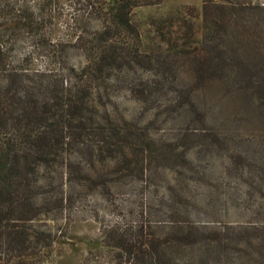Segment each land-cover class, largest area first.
I'll list each match as a JSON object with an SVG mask.
<instances>
[{
    "label": "trees",
    "instance_id": "obj_1",
    "mask_svg": "<svg viewBox=\"0 0 264 264\" xmlns=\"http://www.w3.org/2000/svg\"><path fill=\"white\" fill-rule=\"evenodd\" d=\"M162 1L0 0V264L43 262L83 219L101 224L114 264H195L200 255H226L227 245L231 263L242 242L249 264L252 231L264 244V223L225 232L195 224L182 179L172 186L164 175L170 165L195 178L193 150L219 141L192 100L198 83L210 77L235 90L264 89V5L203 0L200 43L188 28L167 39L168 51L142 52L130 15ZM244 45L255 47L246 61L236 52ZM71 51L82 61L71 62ZM182 71L190 85L178 83ZM121 91L152 118L140 124L106 112ZM169 122L179 132L155 134ZM230 158L234 177L253 170L246 158ZM230 189L236 198L228 181ZM257 214L264 219V203Z\"/></svg>",
    "mask_w": 264,
    "mask_h": 264
},
{
    "label": "rangeland",
    "instance_id": "obj_2",
    "mask_svg": "<svg viewBox=\"0 0 264 264\" xmlns=\"http://www.w3.org/2000/svg\"><path fill=\"white\" fill-rule=\"evenodd\" d=\"M235 5H264V0H229ZM203 0H163L156 5H143L135 8L130 15L131 22L139 33L140 51L146 53L166 52L170 48L167 39H179L190 28L192 38L199 42L202 36L201 6ZM241 14V13H240ZM197 44V48H200ZM255 47L244 45L237 49L240 60L246 61L255 52ZM70 61L79 63L82 59L75 51L69 52ZM40 65V61L38 64ZM178 83L190 85V78L185 71L179 73ZM192 92V100L197 108L203 110L207 123L206 128L218 134V139L208 149L193 150L194 168L201 171L195 178H188L194 173L189 168H181L178 176L176 170H165L164 175L175 186L174 178L182 179L180 183L188 198L193 199L190 207V218L195 224L222 232L228 231V225L239 226L246 221L254 222L257 227L264 223L257 209L264 203V196L259 192L264 189V89L258 92H248L244 89L228 87V79L220 80L206 77L198 83ZM106 112L110 115L129 121L144 124L149 121L152 111H144L142 105L127 92L115 93L106 102ZM177 124H163L156 129L155 134L162 132L174 134L179 132ZM163 129V131H162ZM234 160L246 158L253 170H244L242 177H234L230 157ZM189 169V170H186ZM192 173V174H191ZM162 177V175H160ZM186 177L187 183L183 180ZM228 181L235 189L236 198L228 192ZM183 183V184H182ZM251 185V186H250ZM166 184H162L159 192H165ZM250 186L253 200L246 207V192ZM133 197L127 205L131 207ZM215 231V233H216ZM228 233V232H227ZM253 233L252 260L249 264H258L257 250L263 247L258 232ZM101 224L93 219L74 220L68 226L67 235L58 240L51 255L38 264H114L113 252L103 245ZM228 243V240H227ZM260 244V246H258ZM235 250L231 263H228V245L226 255L217 257L198 256L195 264H247L243 250L247 244L242 242ZM259 247V248H257ZM184 253V252H183ZM182 259L186 260L187 257Z\"/></svg>",
    "mask_w": 264,
    "mask_h": 264
}]
</instances>
